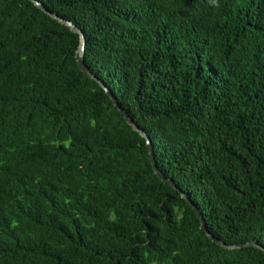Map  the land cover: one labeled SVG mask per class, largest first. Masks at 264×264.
<instances>
[{"label": "trees", "instance_id": "obj_1", "mask_svg": "<svg viewBox=\"0 0 264 264\" xmlns=\"http://www.w3.org/2000/svg\"><path fill=\"white\" fill-rule=\"evenodd\" d=\"M227 245L264 247V0H37ZM79 36L0 0V264H264L154 173Z\"/></svg>", "mask_w": 264, "mask_h": 264}, {"label": "water", "instance_id": "obj_2", "mask_svg": "<svg viewBox=\"0 0 264 264\" xmlns=\"http://www.w3.org/2000/svg\"><path fill=\"white\" fill-rule=\"evenodd\" d=\"M31 1L35 6H37L39 9H41L44 13H46L48 16H50L52 19L56 20L57 22H59L60 24H63L65 26H67L70 31H72L73 33L78 34L79 36V47L77 49L75 58H76V62L78 64L79 69L90 79L95 80L99 86L105 91V93L109 96V98L111 99L113 105L117 108V110L119 111V113L124 117V119L126 120V122L128 123V125L134 130L136 131L142 138L145 139V143L146 146L148 148V156H149V161L152 165L153 171L155 173V175L163 182L166 184H169L170 186H172L174 189H176L182 198H185L193 207L196 216L198 217V219L200 220V228L206 233V235L215 243H217L218 245L222 246L223 248H227V249H236V248H241V247H246V246H253V247H257L259 249H261L264 252V247H262L261 245H259L257 242H250V243H246V244H234V245H227L224 242H222L221 240L215 238L208 230L207 227L205 225V221L203 219L202 214L199 212V210L197 209V207L192 204V202L190 201L189 197L183 193L181 191V189H179L177 187L176 184H174V182L170 179H166L164 177V175L162 174V172L159 170V168L157 167L156 161H155V157H154V152H153V146L151 144V141L149 139V137L138 127L134 124V122L131 120V118L128 116V114L126 113V111H124L117 99L113 96V94L109 91V89L98 79L96 78L91 71L84 65V61H83V56H84V49H85V38H84V34L70 21L65 20L59 16H57L56 14L48 11L44 5L37 1V0H29Z\"/></svg>", "mask_w": 264, "mask_h": 264}]
</instances>
